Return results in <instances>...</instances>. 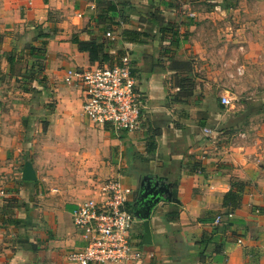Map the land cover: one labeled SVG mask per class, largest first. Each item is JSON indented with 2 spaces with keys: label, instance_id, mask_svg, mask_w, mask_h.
I'll return each instance as SVG.
<instances>
[{
  "label": "crops",
  "instance_id": "1",
  "mask_svg": "<svg viewBox=\"0 0 264 264\" xmlns=\"http://www.w3.org/2000/svg\"><path fill=\"white\" fill-rule=\"evenodd\" d=\"M72 36L105 43L107 65L129 51L138 131L83 115L62 78L97 64ZM143 178L178 203L156 207L151 245L136 223L143 257L128 264H264V0H0V264H73L76 207L104 180L135 192Z\"/></svg>",
  "mask_w": 264,
  "mask_h": 264
},
{
  "label": "built area",
  "instance_id": "2",
  "mask_svg": "<svg viewBox=\"0 0 264 264\" xmlns=\"http://www.w3.org/2000/svg\"><path fill=\"white\" fill-rule=\"evenodd\" d=\"M26 3L31 6L32 0H26ZM105 36L113 40L109 32ZM121 52L112 65L86 70L68 68L62 80L68 86L82 89V112L90 122L109 125L117 132L133 133L140 128L141 112L146 109V104L135 87L129 51L121 49ZM229 103V98L221 97V104ZM204 133L210 131L206 129ZM96 191L97 198L85 200L72 212L73 225L84 247L69 254L68 261L73 264L139 262L143 251L132 232L134 224L139 221L128 210L133 191L114 179L102 181ZM219 222L220 217H216L215 223Z\"/></svg>",
  "mask_w": 264,
  "mask_h": 264
},
{
  "label": "water",
  "instance_id": "3",
  "mask_svg": "<svg viewBox=\"0 0 264 264\" xmlns=\"http://www.w3.org/2000/svg\"><path fill=\"white\" fill-rule=\"evenodd\" d=\"M21 178L23 181L35 180V172L29 162H25ZM152 179L146 182V179L140 180L137 189L134 192V200L131 204V211L134 217L139 221L143 234L141 244L151 245L150 218L156 213V207L161 203H178L173 198L171 190L160 183V180Z\"/></svg>",
  "mask_w": 264,
  "mask_h": 264
},
{
  "label": "trees",
  "instance_id": "4",
  "mask_svg": "<svg viewBox=\"0 0 264 264\" xmlns=\"http://www.w3.org/2000/svg\"><path fill=\"white\" fill-rule=\"evenodd\" d=\"M43 37L47 38L48 34L44 36V34H41ZM71 43L75 44L80 52H86L89 56V61L91 64L96 63V66H104L107 65L109 56L107 52H105V43H97L95 41H81L78 39L77 36L71 37ZM33 48V47H32ZM44 48V46H43ZM42 48V49H43ZM35 48L31 50V53ZM40 49H36V53L42 52ZM110 61V60H109ZM9 60V64H10ZM243 195V187L240 185H234L231 187V189L222 197L221 199V206L222 208L226 209V217L228 215H232L233 211L238 208L240 205V200ZM229 218V217H228ZM225 221H221L220 218V225H224Z\"/></svg>",
  "mask_w": 264,
  "mask_h": 264
},
{
  "label": "rangeland",
  "instance_id": "5",
  "mask_svg": "<svg viewBox=\"0 0 264 264\" xmlns=\"http://www.w3.org/2000/svg\"><path fill=\"white\" fill-rule=\"evenodd\" d=\"M43 46H45L43 43H40L39 45H38V49H40V51L41 50H43L44 51V48H43ZM37 48H35V50L37 49ZM43 48V49H42ZM43 51L42 52H39L40 54L41 53H43ZM140 227H139V225H136V224H134V226H133V229H132V232H133V235H135L136 234V232H137V229H139Z\"/></svg>",
  "mask_w": 264,
  "mask_h": 264
},
{
  "label": "bare ground",
  "instance_id": "6",
  "mask_svg": "<svg viewBox=\"0 0 264 264\" xmlns=\"http://www.w3.org/2000/svg\"><path fill=\"white\" fill-rule=\"evenodd\" d=\"M131 213H132V211L130 210V209H128ZM133 214V213H132ZM231 218V217H230Z\"/></svg>",
  "mask_w": 264,
  "mask_h": 264
},
{
  "label": "flooded vegetation",
  "instance_id": "7",
  "mask_svg": "<svg viewBox=\"0 0 264 264\" xmlns=\"http://www.w3.org/2000/svg\"><path fill=\"white\" fill-rule=\"evenodd\" d=\"M133 195H134V192H133ZM133 195H132V196H133ZM130 208H131V206H130ZM135 224H136V223H135Z\"/></svg>",
  "mask_w": 264,
  "mask_h": 264
}]
</instances>
